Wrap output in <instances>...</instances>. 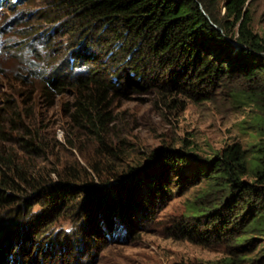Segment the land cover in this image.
<instances>
[{"label": "trees", "instance_id": "obj_1", "mask_svg": "<svg viewBox=\"0 0 264 264\" xmlns=\"http://www.w3.org/2000/svg\"><path fill=\"white\" fill-rule=\"evenodd\" d=\"M42 1L41 17L66 33L67 49L42 64L36 56L38 64L27 74L48 102L70 92L71 119L99 143H105L112 120L111 100L133 92H150L158 102L183 109L188 101L211 99L221 91L228 100L255 108L257 140L247 147L232 142L207 155L163 145L104 184L92 182L93 166L86 174L90 183L67 171L60 181L43 178L13 147L0 145V264L35 261L37 253L29 258L34 245L46 241L52 215L68 208L76 190L98 195L91 206L101 210H89L71 234L61 232L66 239L61 244L83 242V237L101 241L119 224L133 229L137 212L154 208L170 194L172 183L194 187L176 223L182 237L211 238L231 254L264 249V36L250 26L249 0ZM27 74H21V82ZM13 113L0 122L23 133L6 138L0 127V139H14L28 156L45 151L48 144L30 129L33 121ZM84 244L77 248L82 251Z\"/></svg>", "mask_w": 264, "mask_h": 264}, {"label": "rangeland", "instance_id": "obj_2", "mask_svg": "<svg viewBox=\"0 0 264 264\" xmlns=\"http://www.w3.org/2000/svg\"><path fill=\"white\" fill-rule=\"evenodd\" d=\"M43 4L42 0H0V108H5L0 109V117L13 115L14 111L23 113L28 121H33L29 126L37 132L39 141L48 144L45 151L33 156L21 153L14 139H0V145L13 147L21 162H29L35 174L40 172L43 178L60 181V174L67 171L90 183L91 177L87 175L93 166L96 170L92 182L104 184L128 166H139L152 150L163 145L185 146L207 155L232 142L247 147L257 140L253 127L255 108L230 101L221 91L211 99L188 101L183 109L158 102L150 92H133L111 100L107 109L112 120L103 135L105 143H99L71 119L70 92L56 94L48 102L37 91L36 79L27 74L26 70L38 64L36 56L42 57V64L48 56H64L67 49L66 33L41 17ZM248 9L251 28L264 36V0H249ZM22 73L29 77L27 81L21 82ZM2 121L0 127L6 138L22 135L18 128L12 132ZM170 187V194L159 199L154 208L137 212L133 229L119 224L114 233L101 241L90 242L92 239L83 237V242L75 239L61 244L66 240L60 237L61 232L71 234L89 210L100 209V205L91 206L98 195L93 198L86 190H76L70 196L68 208L52 215L46 241L41 246V242L34 245L29 258L37 253L36 260L25 263L264 264L262 245L252 252L231 254L229 247L211 238L202 242L182 237L176 223L183 218L194 187H177L174 183ZM78 202L82 206H77ZM38 206L35 204L34 210ZM38 226L34 228L41 229ZM3 228L0 227V233ZM81 243L88 244L82 245V251Z\"/></svg>", "mask_w": 264, "mask_h": 264}]
</instances>
